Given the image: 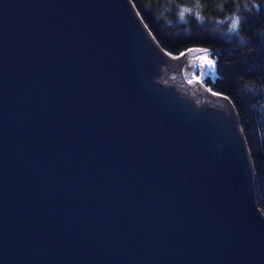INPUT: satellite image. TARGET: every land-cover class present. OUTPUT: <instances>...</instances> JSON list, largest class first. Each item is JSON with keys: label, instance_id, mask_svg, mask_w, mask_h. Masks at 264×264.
I'll return each mask as SVG.
<instances>
[{"label": "water", "instance_id": "obj_1", "mask_svg": "<svg viewBox=\"0 0 264 264\" xmlns=\"http://www.w3.org/2000/svg\"><path fill=\"white\" fill-rule=\"evenodd\" d=\"M190 57L131 0H0V264H264L236 112L176 83Z\"/></svg>", "mask_w": 264, "mask_h": 264}, {"label": "trees", "instance_id": "obj_2", "mask_svg": "<svg viewBox=\"0 0 264 264\" xmlns=\"http://www.w3.org/2000/svg\"><path fill=\"white\" fill-rule=\"evenodd\" d=\"M131 2L167 54L202 50L216 60L203 85L227 98L236 112L264 216V0Z\"/></svg>", "mask_w": 264, "mask_h": 264}, {"label": "rangeland", "instance_id": "obj_3", "mask_svg": "<svg viewBox=\"0 0 264 264\" xmlns=\"http://www.w3.org/2000/svg\"><path fill=\"white\" fill-rule=\"evenodd\" d=\"M189 54L191 55V61L186 68H189L191 64L193 67L185 72V78L190 84L197 82L199 85H203V80L214 73L216 60L202 50H193ZM210 61L211 63H209Z\"/></svg>", "mask_w": 264, "mask_h": 264}, {"label": "bare ground", "instance_id": "obj_4", "mask_svg": "<svg viewBox=\"0 0 264 264\" xmlns=\"http://www.w3.org/2000/svg\"><path fill=\"white\" fill-rule=\"evenodd\" d=\"M173 61H178V60L175 59V60H172L171 62H173ZM190 61H191L190 58H186L185 61H184V67H186L189 64ZM175 81H176L177 84H179L181 86H184V87H186L188 89H190L191 87H192V89L198 88L201 92H203L205 95H207L214 102H221V99L219 97L213 95L209 90L205 89L203 86H201V85H199L197 83L186 84L180 78L177 79L176 77H175Z\"/></svg>", "mask_w": 264, "mask_h": 264}, {"label": "snow or ice", "instance_id": "obj_5", "mask_svg": "<svg viewBox=\"0 0 264 264\" xmlns=\"http://www.w3.org/2000/svg\"><path fill=\"white\" fill-rule=\"evenodd\" d=\"M232 26H233V28H235L237 26V22L233 21V25ZM209 63H211V61Z\"/></svg>", "mask_w": 264, "mask_h": 264}]
</instances>
